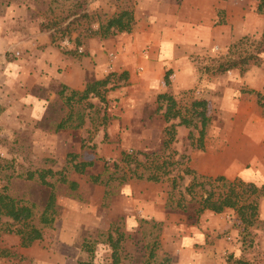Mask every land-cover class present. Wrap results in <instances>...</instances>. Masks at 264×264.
Segmentation results:
<instances>
[{
    "label": "rangeland",
    "instance_id": "374dc122",
    "mask_svg": "<svg viewBox=\"0 0 264 264\" xmlns=\"http://www.w3.org/2000/svg\"><path fill=\"white\" fill-rule=\"evenodd\" d=\"M80 1L98 21L130 9L131 30L82 38L85 26L79 23L53 45L48 33L37 29L50 8L53 15L60 11L50 0H0V186L12 175L6 193L38 210L48 187L39 186L35 176L33 182L23 178L49 169L53 175L44 180L50 183L56 211L51 227L26 247L17 245V236L0 233V248L10 252L0 257V264H108V233L111 238L121 234L119 264H156L162 256L169 264H232L228 257L264 264V197L256 205L259 223L242 231L230 208L196 216L190 203L185 211L163 207L166 180L116 185L113 179L105 189L88 182V175L106 180L104 166L119 164L122 152H161L176 162L168 178L182 176L178 190L190 179L184 169L264 187V106L254 95L242 93L256 92L264 100V55L259 67L242 75L236 70L211 76L201 71L240 37L257 40L264 0ZM261 2L263 12H258ZM74 39L82 42L78 52L85 56L63 53L74 50ZM121 71L126 84L116 82V88L105 90L104 101L89 98L73 105L72 118L77 110L84 115L79 128L52 130L69 111L57 97L59 86L79 92L86 82ZM158 93L186 105L206 102L210 122L202 150L187 146L186 134L194 137V130L176 126L177 121H171L172 141L162 149V131L170 123L157 108ZM79 163L92 167L80 175L73 171ZM62 178L73 182L75 190H67Z\"/></svg>",
    "mask_w": 264,
    "mask_h": 264
},
{
    "label": "trees",
    "instance_id": "16d2710c",
    "mask_svg": "<svg viewBox=\"0 0 264 264\" xmlns=\"http://www.w3.org/2000/svg\"><path fill=\"white\" fill-rule=\"evenodd\" d=\"M54 8L59 9L57 15H53V9L50 8L49 16L44 18L37 24L39 32H47L49 42L53 45L56 41H60L67 37L68 33L83 23L82 38H105L119 33H128L133 25L132 12L130 9H120L118 12L111 14L98 21L94 16L86 13L82 6L84 1L80 0H50ZM264 4V3H263ZM262 2L257 7L258 12H263ZM264 13V12H263ZM92 17L94 19L92 20ZM92 24L94 27L92 28ZM75 48L73 51H64L66 55H71L75 58L85 56L84 52H78V47L82 42L74 39ZM58 47V43L55 44ZM264 55V21L257 40H251L245 36L240 37L235 42L231 43L224 55L211 58L208 60L201 71L209 76L220 75L229 71L236 70L238 75H242L252 67H259ZM166 71L163 75V83L167 84ZM116 82H121V85L126 84V73L121 71L118 74L109 72L98 80L86 82L81 91L75 92L67 90L64 86H59L57 97H59L65 107L68 108V117L65 120L59 121L53 125L52 130L70 128L77 129L83 124L84 115L82 110L75 112V117L72 118L71 112L74 104H79L89 98H96L99 102L104 101L103 93L105 90L116 88ZM110 84V87H106ZM242 93L252 94L256 98L259 106H264V100L261 95L252 91H242ZM157 108L162 110V119L165 123H170L162 131V140L160 146H165L172 141L173 124L171 121H177L176 126H181L184 129H193L195 136L189 132L185 139L189 140L187 146L196 150H202L203 137L206 127H208L210 119L207 115L206 102L203 100L191 102L188 105L175 100L174 97L168 94H156ZM88 108L92 107L91 103H85ZM106 119L104 114L101 116L100 124H105ZM164 138V139H163ZM161 151L163 152V150ZM137 155L142 157V160L137 159ZM170 154L163 155L161 152H141V153H120L119 164L113 163L110 167L103 168L107 179H101L100 175H88V182L91 184L102 185L107 188V181L116 180V185H120L129 180H143L145 182L157 183L158 181L166 180L168 189L163 199V207L169 209L186 210V204L194 206V214L197 216L204 210L220 213L226 208L232 209L237 219L239 220L242 231L248 227L258 224L257 215V200L264 197V187L260 185L256 187L250 183H245L238 178L226 180L222 176L205 177L196 175L188 169L182 171L184 176H190L188 182L181 188L177 189V181L182 179V176L168 178L171 168L176 162L171 161ZM92 167L91 163H79L73 165V171L80 175L84 174L85 169ZM117 174V175H116ZM46 175L52 176L53 173L47 169L46 171L31 172L26 174L23 180L33 182L36 177V182L39 186L48 187L47 194L36 210L35 204L32 202H24L14 198L6 193V183L12 178V175H6L5 184L0 186V233H8L17 236V245L26 247L32 241L39 239L44 228H49L55 217V208L53 205V194L48 181H45ZM117 176L113 178L114 176ZM35 176V177H34ZM16 178H22L17 175ZM65 184V188L69 191L75 190V184L71 181H66L64 178L59 181ZM109 192L103 190V194ZM2 218L4 220H2ZM36 220V221H34ZM141 223L144 220H139ZM120 235L117 234L111 238L109 233L105 236L104 241L109 248L108 264H119L118 241ZM84 252H89L90 248L86 243L80 244ZM10 252L5 248H0V257L9 256ZM149 256L151 251L149 250ZM227 261L232 264H251L247 260L240 258L228 257ZM76 264H90L89 262L76 261ZM147 264L146 261L142 262ZM167 256H162L156 264H169Z\"/></svg>",
    "mask_w": 264,
    "mask_h": 264
}]
</instances>
